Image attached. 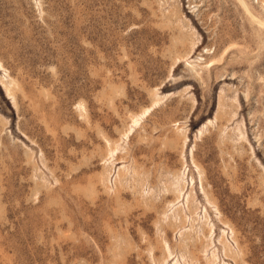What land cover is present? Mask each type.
Returning a JSON list of instances; mask_svg holds the SVG:
<instances>
[{
	"label": "rangeland",
	"instance_id": "rangeland-1",
	"mask_svg": "<svg viewBox=\"0 0 264 264\" xmlns=\"http://www.w3.org/2000/svg\"><path fill=\"white\" fill-rule=\"evenodd\" d=\"M0 264H264V0H0Z\"/></svg>",
	"mask_w": 264,
	"mask_h": 264
}]
</instances>
